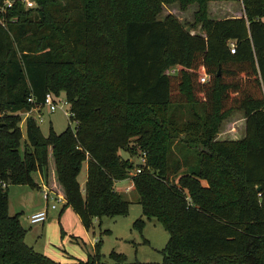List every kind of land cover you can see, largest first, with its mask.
<instances>
[{"label": "trees", "instance_id": "1", "mask_svg": "<svg viewBox=\"0 0 264 264\" xmlns=\"http://www.w3.org/2000/svg\"><path fill=\"white\" fill-rule=\"evenodd\" d=\"M36 2H16L14 21L0 26V264H58L26 244L22 214L10 211V187L41 190L37 172L87 230L128 215L115 184L132 180L142 216L169 234L165 264H264V0ZM195 2L189 26L158 18L164 5ZM211 3H240L242 15L211 18ZM48 93L65 94L75 128L46 136L31 115L24 138L20 114ZM234 111L244 114V137L219 140ZM121 151L146 152V167L133 175L138 166ZM73 264L106 263L96 245Z\"/></svg>", "mask_w": 264, "mask_h": 264}, {"label": "rangeland", "instance_id": "2", "mask_svg": "<svg viewBox=\"0 0 264 264\" xmlns=\"http://www.w3.org/2000/svg\"><path fill=\"white\" fill-rule=\"evenodd\" d=\"M138 1V0H137ZM141 1V0H139ZM200 4L195 2L183 11L179 4L164 5L162 13L158 16L163 19L172 14L183 24L191 25L194 23V15L200 9ZM28 10V9H27ZM242 15V5L240 3H211L209 5V16L211 18L223 19L226 17H239ZM192 32H199L193 31ZM175 72V70H171ZM63 102H67L64 93L58 94ZM70 105L59 106L55 112H49L43 109L41 113L44 122L39 124L44 135H48L52 128L57 134L63 133L70 125L73 129L75 122L70 121ZM197 113H201L202 108H195ZM192 108H183L180 113L183 114L182 121L191 120ZM6 112L0 111V117L5 116ZM36 116L37 114L34 113ZM22 121L20 128L25 138V121L27 112L20 114ZM245 119L241 111H234L231 116L223 123L218 135L219 140H239L244 137ZM180 139L175 141L174 152L182 146ZM134 146V143L132 147ZM131 147V148H132ZM243 150L238 147L237 152ZM20 153L24 154V139L21 143ZM124 158L132 159L138 166L140 152L121 151ZM137 167L133 170L135 173ZM87 176V165L84 164L79 175V183L82 187L85 185ZM38 181V175L33 174ZM131 180L120 181L115 185L116 191L125 194L130 201L129 213L125 217L95 219L93 226L87 230L80 217L72 208L66 207V202L57 203L56 210H50L49 217L44 224L32 225L28 216L32 213L35 206L46 202L39 190H32L27 186L10 187V205L11 214H22V222L27 230L26 244L34 251L43 254L50 260L58 264H73L78 261L87 262L89 255H93L96 245L100 247V257L106 264H117L111 258L113 254L124 256L122 264H165L163 250L169 242V234L164 227L155 219H147L142 216V208L138 204V195L134 190H129L128 186ZM48 188V187H47ZM49 189V188H48ZM39 203V204H38ZM51 202L49 205L51 206ZM143 218L145 225L142 229L134 226L138 219Z\"/></svg>", "mask_w": 264, "mask_h": 264}, {"label": "built area", "instance_id": "3", "mask_svg": "<svg viewBox=\"0 0 264 264\" xmlns=\"http://www.w3.org/2000/svg\"><path fill=\"white\" fill-rule=\"evenodd\" d=\"M16 2H20L22 5H24L26 9H34L37 7L36 0H1L0 2V26L1 27L7 28L8 24L14 21V19L10 17V14ZM232 52L233 53L235 52L234 45H232ZM201 81L205 83L206 77L202 78ZM67 104L68 102H63L59 98V96L54 93L46 94L45 101L43 105L41 106V108L39 110L38 109L34 110V113L37 114L36 118L38 120V124H41L44 122V117H43V114L41 113L43 109H47L49 112H55L59 106L65 107ZM66 112H67L66 114L70 116L72 115L71 112L69 111H66ZM34 113L32 114V111L27 112V118L30 117L31 115H34ZM146 165H147V153L144 152L139 159L138 167L133 175L140 173L142 169L146 167ZM5 188H6V184L2 180H0V189H5ZM41 194L47 206L45 209L35 212L29 216L28 219L32 225L44 224L49 217L50 210H56L57 203L66 202L62 196L57 195L56 193L48 189L46 185L42 186ZM50 202L52 203L51 206L49 205Z\"/></svg>", "mask_w": 264, "mask_h": 264}, {"label": "crops", "instance_id": "4", "mask_svg": "<svg viewBox=\"0 0 264 264\" xmlns=\"http://www.w3.org/2000/svg\"><path fill=\"white\" fill-rule=\"evenodd\" d=\"M125 158V157H124ZM127 159V158H126ZM86 164V163H85ZM87 165V164H86ZM35 174H37L38 175V179L40 180V181H38L37 182V180L34 178V181L38 184V185H40L41 186V189H42V186L43 185H45V183H44V179H43V177L41 176V174L40 173H35ZM86 180H87V176H86V179H85V183H86ZM117 184V183H116ZM115 184V185H116ZM84 188H85V185H84V187H82L81 186V189L84 191ZM129 190H134V185H133V182H132V180H131V184L128 186V189H126V191H129ZM9 193H10V189H9ZM39 193H41V190H39ZM123 194H124V192H123ZM11 197V195L9 194V198ZM39 204V203H38ZM44 209V203L41 205V203L39 204V205H37V206H35L34 207V209L32 210V213L31 214H33V213H35V212H38V211H41V210H43ZM18 214H20V213H18ZM30 214V215H31ZM29 215V216H30ZM29 216H28V218H29ZM25 242H26V238H25Z\"/></svg>", "mask_w": 264, "mask_h": 264}, {"label": "water", "instance_id": "5", "mask_svg": "<svg viewBox=\"0 0 264 264\" xmlns=\"http://www.w3.org/2000/svg\"><path fill=\"white\" fill-rule=\"evenodd\" d=\"M221 75V72L219 71V76ZM259 190H260V188H259Z\"/></svg>", "mask_w": 264, "mask_h": 264}]
</instances>
